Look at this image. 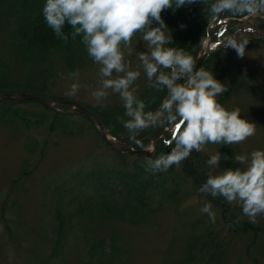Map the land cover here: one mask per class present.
Masks as SVG:
<instances>
[{"label":"rangeland","instance_id":"374dc122","mask_svg":"<svg viewBox=\"0 0 264 264\" xmlns=\"http://www.w3.org/2000/svg\"><path fill=\"white\" fill-rule=\"evenodd\" d=\"M5 3L16 4V0H3V5ZM227 18L236 21V18L226 16L225 19ZM252 19L247 18L242 23L226 21L229 24L227 28H223L228 29L227 32L223 33L222 28L217 30L216 33H219L216 38L212 32L217 23L216 19H212L207 25L210 33L206 34L196 58L197 60L208 48L206 57L209 54L211 56L203 68L211 71L219 80L217 72L230 57V60H227L230 63L227 75L231 78L229 80L233 81V85L225 83L227 87H231V91L222 105L229 110L239 107L241 116L257 126L256 135L244 143L227 145L230 155L222 156L223 161L221 160L215 169L209 168L206 160L211 154L219 151L220 145L209 144L204 151L198 152L205 161L207 177L230 168L225 167L229 164L235 166L231 168L243 167L232 162L236 154L264 149V40L248 39L250 41L246 45V55L243 58H239L235 50L231 53L226 50L228 48L220 50L224 47V39L232 34L236 26L254 29L252 32L259 31L264 35V14ZM4 20L5 23L0 21L5 27L0 28V55L8 62L12 59L10 53L13 48V45L8 43L9 29L14 23H11L12 19ZM165 25L171 35L178 26L176 23ZM152 26L156 27L158 24L154 21ZM209 40L212 41L211 44H208ZM139 51H148V48L138 35L133 38L132 55H126L133 69L139 64L136 56ZM78 52L69 58L70 62L62 57L51 62L53 73L47 83L50 93L41 97L75 101L92 113L96 111L101 114L104 109H109L110 105L124 108L118 94L110 95L104 101L106 106L96 105L91 97V91L97 86L99 65L92 61L85 48L79 56ZM9 70L10 76L20 80L22 70L19 63L16 62ZM77 71L79 78L76 81L62 78V75L67 76L68 73ZM74 82H78L81 88L75 96H69L66 93ZM136 85L140 99L151 90L146 86L143 71ZM17 102L19 103L9 105L13 107L20 105L19 110L31 123H26L18 115L12 119L0 116V264H100L109 256L111 264H206L211 252H209L211 239H216L215 241L220 242L223 247L219 264H264V216L257 217L256 223H251L242 215L238 205L228 204L220 197L214 199L199 193L192 176L186 177L182 174L184 162L180 168L173 166L167 172H163V179H166L164 193L157 194L156 189L154 195L157 201L155 202L161 206L144 218L130 221L127 218H113L106 212L99 213L102 197L97 192L93 194V191L83 183L82 177L86 173L95 174L100 171L106 173L108 168L114 171L113 169L119 166L116 149L103 140L97 125L80 113L64 111L66 107L61 108L62 105H59L57 111L69 113V116L54 120L51 111L56 109L33 101ZM66 124L73 128L72 132L64 131L63 127ZM149 129L141 131L138 136L144 138ZM173 131L174 129L168 130V126L155 129L156 134L149 139L146 146L152 150L153 138L158 137L153 158L161 154L157 152L158 142L170 140ZM31 140L34 142H30ZM36 143L38 146H35ZM166 146L167 150L162 154L171 151L172 145ZM124 157L128 171L136 164L144 167L146 160L149 159L132 153H127ZM21 171L27 173L21 174ZM174 191L175 194H172ZM89 194L94 195L95 203L92 201L87 205L94 204L98 212L86 213L78 218L77 228L74 229L75 238L71 234L74 226L66 225L61 250L59 255L54 257L52 249L56 244L54 220L59 207L58 199L62 200L60 201L62 205L73 196L82 197ZM118 198L116 196V199ZM161 199L163 202H160ZM217 200L220 203H216ZM205 202H211L213 210L217 212L215 224L209 221L207 214L200 211ZM223 212L225 221L221 219L220 213ZM236 217L239 219L238 228L233 224ZM244 221L254 228L260 230L263 228L262 232L254 238L250 233L242 234L239 228ZM198 237L209 242L204 244V241H198L192 244L194 242L192 240ZM99 239H105L109 244L91 253L93 243ZM202 248L207 251L203 259L200 258ZM110 249L113 250L112 254ZM190 253L196 258L192 260Z\"/></svg>","mask_w":264,"mask_h":264},{"label":"clouds","instance_id":"9594fccd","mask_svg":"<svg viewBox=\"0 0 264 264\" xmlns=\"http://www.w3.org/2000/svg\"><path fill=\"white\" fill-rule=\"evenodd\" d=\"M196 0H45L42 14L56 38L67 42L80 37L88 56L99 65L97 86L91 91L96 105L118 94L125 109L117 117L129 133V140L140 145L141 131L174 126L172 138L165 143L171 147L167 154L149 158L145 169L153 174L180 168L193 151L202 152L206 145H239L256 135L257 126L241 116L239 107L225 108L218 100L228 88L211 71L196 69V59L184 48L169 47L172 37L161 18V12L176 9ZM207 3V0H200ZM212 19L228 13L234 17H256L264 14V0H214L207 6ZM158 26L153 27V22ZM71 31L65 32V25ZM147 44L148 51L136 53L139 64L133 69L126 59L133 52V38ZM246 36H227L224 47L232 48L239 58L246 55ZM146 77V86L156 92L166 91V97L156 110L146 108L138 97L136 82ZM63 79L78 80L79 72H70ZM81 88L70 85L69 96ZM155 98H153L154 100ZM222 160L219 151L206 160L209 168H217ZM233 163L243 167L227 168L209 175L198 192L212 198H223L236 204L251 223L264 216V149L236 154ZM212 224L217 212L211 202L200 208ZM233 223H239V219Z\"/></svg>","mask_w":264,"mask_h":264},{"label":"trees","instance_id":"16d2710c","mask_svg":"<svg viewBox=\"0 0 264 264\" xmlns=\"http://www.w3.org/2000/svg\"><path fill=\"white\" fill-rule=\"evenodd\" d=\"M212 2H214V0H207L206 4H201L200 0H196L195 3L185 4L179 8H170L161 12V18L165 24L176 23L178 25L176 31H174V33L171 35L172 40L168 45L169 47L184 48L185 51L189 52L195 59L198 57L202 43L206 37L207 25L212 20L209 13L207 12V6ZM44 3V0H16V4L5 3L3 5V0H0V21L5 23L4 19H12L13 22L11 23H14L13 27L9 29L10 35L8 38V43L13 45L11 51L12 53H10V57H12V59L7 62L0 55V92L24 91L32 94H38L40 96L42 95L44 97L48 96L50 90L47 87V83L53 73L51 62L56 61V58L58 57H62L64 60H67V62H70L69 58L74 57L77 51H79L77 54V56H79L82 54V49L85 48L80 42V37H78L75 41L69 38L66 43L56 38L53 30L47 26L45 18L42 14V7ZM223 16L239 18L231 16L228 13H223ZM228 24L226 23L224 27L227 28ZM2 27H4V25L0 24V28ZM221 27L222 26H216L214 28L212 32L213 36L216 35V31ZM63 30L66 33L71 31L70 26L67 24ZM223 48L228 47H222L220 50H224ZM226 50H228L229 53L234 51L232 48H228ZM210 56L211 55L209 54L203 60L201 68L207 65ZM227 60H230V57H228ZM227 60L218 70L217 77L221 83L225 84L226 82H229L228 85H233V81H230L229 79L231 78L227 75V69L230 66V63ZM15 61L19 63L22 70V74L19 77L20 80H18L16 77L10 76L9 73V69L16 64ZM220 70L221 72L219 73ZM227 88L228 91H226L222 96L218 97V100L221 104L227 100L229 96L228 93L231 91V87ZM165 96L166 91L156 92L151 89L150 91L146 92L141 99L146 103L148 101H153L148 105L146 111L158 108L160 102L163 100V98H165ZM153 98L155 99L153 100ZM0 100L2 101V104L0 105L1 117L4 116L8 117V119H12L13 116L18 115L26 123H31L27 121L28 117L23 114L21 110H19L18 107L20 105L17 107L9 105L11 103H19L17 100L6 98H0ZM7 102L8 104H6ZM93 112L101 118L106 129L114 137L130 143L134 147H141L140 145H137L136 143L129 140V133L127 134L128 131L117 119V117H123L124 119H127V117H124V108L116 105H110L109 109H104L101 114L97 113L96 111ZM51 113L54 120L69 116V113H62L57 110H52ZM63 129L66 132L73 131V128L67 124L63 127ZM155 134V129L151 128L145 134L146 136H144V138L137 136V139L140 141V144L143 145V147H146L149 139H152ZM30 142H34V140H31ZM165 142L166 140L158 142L159 144L157 145V152L162 154L163 151L167 150V144ZM35 146H38V143H36ZM219 152L223 157L227 154L230 155L227 145H220ZM126 154L127 153L117 151V163L119 166L114 168V171L108 168L106 169V173L101 171L95 174L86 173L82 178L83 183H85V185H87L93 191V194H96L97 192V194L102 197V201L99 204V213L106 212L113 218H127L130 221H135L144 218L145 215L152 213L157 207L161 206L160 203H156L157 201L155 200L154 195L156 193V189L157 194H160V192L164 193V181L166 179H163V172L153 174L146 171L145 167H140L137 164L135 167L132 166L128 171L127 166H125L126 159L124 156H126ZM204 164L205 161L201 159L198 152L196 154L193 153L190 155V157L183 163L182 174L184 176H192L193 183L198 188L203 183H205L207 179V173L205 172ZM232 166L235 167L234 165L230 164L225 167L231 168ZM20 173L26 174L27 171H21ZM114 182H116V184H113ZM93 194L82 197L73 196L67 200L66 203H62V205L60 202L62 200L58 199L59 207L56 210L54 220V228L56 232V244L52 249V255L54 257H57L61 250L60 245L64 236V229L66 225L70 224L71 226H74L71 234L75 238L74 229L77 228L76 225L78 218H81L86 213L98 212L95 210L94 204L87 205L94 200ZM172 194H175V191ZM116 196L119 198L116 199ZM160 202H163V199H161ZM215 202L220 203L218 200ZM220 214L221 219L225 221V212ZM103 215L109 217L106 214ZM236 220L237 217L234 219V221ZM233 224L237 225L236 227L238 228V223ZM239 230L242 234L250 233L254 238V236H256L259 232H262L263 228L261 230L257 227L254 228L253 225L244 221ZM105 239H99L98 241H95V243H93V251H91V253H93L94 250L98 248L102 249V247L107 246L109 242ZM215 240L216 239H211L209 242L205 239H201L200 237L192 240L194 241L192 244H196L198 241H204V244H207L208 242L210 243L209 252H211L207 258L206 264L220 263L223 247L220 242H216ZM189 249L192 250L190 246ZM110 251V254H112L113 250L110 249ZM201 252L202 255L200 258L203 259L207 251L202 248ZM190 257L192 260L196 258V256L191 253ZM108 258L111 257L109 256ZM108 258H105L106 260H103L100 264H111V261H109ZM97 260H99V257Z\"/></svg>","mask_w":264,"mask_h":264},{"label":"water","instance_id":"95a60500","mask_svg":"<svg viewBox=\"0 0 264 264\" xmlns=\"http://www.w3.org/2000/svg\"><path fill=\"white\" fill-rule=\"evenodd\" d=\"M222 17V13L221 16L216 18V21H218L220 18ZM210 33V30L208 29V34ZM247 38H261L264 40V35L262 34H254V35H245ZM209 49L207 48L203 55H201L196 61V69H199L200 64L202 63V61L204 60V58L206 57V55L208 54ZM0 98H11V99H17V100H22V101H34V102H38L41 103L47 107L59 110L57 106L59 105H67L68 108H66L64 111L67 112H78L80 114H83L85 117H87L92 123H94L95 125H97L98 130L100 132V135L102 136V138L104 139V141L110 145H112L113 147H115L117 150L121 151V152H128V153H133V154H145L150 158H153L155 155V150H156V142L158 140V137L156 136L153 139V143H152V150H149L148 148H140V149H136L133 148L130 144L118 141L113 139L108 132L106 131L103 123L101 122V120L95 115L93 114L88 108H86L85 106L75 102V101H71V100H67V99H46L44 97H41L39 95H34V94H30V93H26V92H22V91H16V92H11V91H5V92H0ZM174 126H168V130L170 128H172ZM165 133V130H163L162 134Z\"/></svg>","mask_w":264,"mask_h":264},{"label":"snow or ice","instance_id":"6c2138e0","mask_svg":"<svg viewBox=\"0 0 264 264\" xmlns=\"http://www.w3.org/2000/svg\"><path fill=\"white\" fill-rule=\"evenodd\" d=\"M213 47H215V45H213Z\"/></svg>","mask_w":264,"mask_h":264}]
</instances>
